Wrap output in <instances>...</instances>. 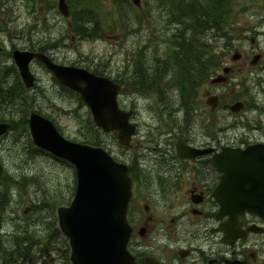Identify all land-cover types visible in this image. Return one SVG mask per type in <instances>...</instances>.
<instances>
[{
    "label": "flooded vegetation",
    "instance_id": "obj_1",
    "mask_svg": "<svg viewBox=\"0 0 264 264\" xmlns=\"http://www.w3.org/2000/svg\"><path fill=\"white\" fill-rule=\"evenodd\" d=\"M245 33L253 36L244 50L229 43L220 50L219 35L199 36L187 93L164 116L158 99L155 122L164 119L165 126L155 139V125L141 123L136 104L130 109L136 135L118 160L133 184L129 251L138 264H264V220L251 213L231 220L217 199L227 153L264 143V15ZM118 75L123 90L139 83L136 73ZM3 118L11 128L0 150L20 133L12 118ZM180 143L204 154L182 159ZM228 223L231 243L222 231Z\"/></svg>",
    "mask_w": 264,
    "mask_h": 264
},
{
    "label": "rangeland",
    "instance_id": "obj_2",
    "mask_svg": "<svg viewBox=\"0 0 264 264\" xmlns=\"http://www.w3.org/2000/svg\"><path fill=\"white\" fill-rule=\"evenodd\" d=\"M229 2L232 3L226 9L229 12L227 20L232 26L227 30L230 39L229 42L226 39L219 40L220 50L225 48L226 43L232 44L230 50H244L243 45L249 48L253 36L251 33L246 35L245 32L253 29L264 15V0ZM98 4L102 8L98 13V22L102 27L99 36L78 38L69 30L71 27H68V21L59 13L57 0H49L47 6L39 0H0V46L6 49L4 54H0V65H14L13 59L6 56V53L14 46L28 49L30 39L45 41L46 44L48 41L59 40V47L48 51L58 62L79 67H98L102 71L108 69L112 76L118 78V71L125 76L121 69L129 72V66L136 59L134 55L156 48L150 55L151 59L168 49V33L173 35L176 32L175 26L170 25L172 12L168 8L169 3L163 9L157 6L155 0H142V8L135 7L133 3L130 7H119L114 0H99ZM87 24L90 27L91 24ZM73 35L76 38L71 41ZM154 62L157 63V57ZM32 71L38 78L37 88L33 93L27 92V95L38 96L36 108L50 114L67 138L84 140L86 128L89 126V110L77 97L64 92L42 64L35 61ZM190 71L192 72L191 66ZM164 76L165 74L162 80H165L166 86L161 88L155 79L150 92L158 91L161 101L175 107L176 101L180 100V94ZM13 77L11 70L8 75L9 82H13ZM150 99L146 101L132 96L130 91L123 95V100L128 105L135 103L139 106L140 121H149L158 128L160 122H155L154 119L158 96L152 94ZM25 103L26 109L34 104L31 98ZM6 109L7 116L18 115L13 107ZM87 135L91 136V133L88 132ZM98 138L101 140V135ZM114 141L109 144L119 155L120 149ZM0 164L4 167V178L11 183L0 184V249L3 252L7 248L11 249L27 226L39 238H49L53 245L62 246V238L54 227L56 220H53V216L57 207L73 196L75 170L48 152L38 149L26 151L17 133L11 134L3 148L1 147ZM24 175L32 176L30 183L22 185L26 181L22 179L19 181L20 185L15 184L14 176ZM34 203L37 204L35 212L32 215L25 214V210ZM47 216L49 219L46 222ZM60 254L62 255L61 251ZM54 256L59 261L56 253ZM50 261L54 262L53 259Z\"/></svg>",
    "mask_w": 264,
    "mask_h": 264
},
{
    "label": "water",
    "instance_id": "obj_3",
    "mask_svg": "<svg viewBox=\"0 0 264 264\" xmlns=\"http://www.w3.org/2000/svg\"><path fill=\"white\" fill-rule=\"evenodd\" d=\"M134 3L140 5V0ZM58 9L64 17H70L67 0H58ZM34 58L62 84L81 94L100 128L120 131L122 143L130 142L134 128L127 122L130 114L125 115L118 107V86L88 77L85 70L57 65L46 55L16 50L14 59L27 87L34 85L30 71ZM30 125L37 146L70 160L78 169L76 197L69 208L59 210L60 227L70 239L73 264H134L127 251L130 229L126 214L131 187L126 168L115 164L102 149L66 141L53 123L39 115L32 114ZM198 153L191 149L190 157ZM225 171V179L232 186L228 194L234 200H222L223 208L231 206L238 215L251 212L264 218V145L231 153L230 169Z\"/></svg>",
    "mask_w": 264,
    "mask_h": 264
},
{
    "label": "trees",
    "instance_id": "obj_4",
    "mask_svg": "<svg viewBox=\"0 0 264 264\" xmlns=\"http://www.w3.org/2000/svg\"><path fill=\"white\" fill-rule=\"evenodd\" d=\"M157 2V6L161 9L164 8L165 2L168 3V8L177 15L176 20L189 18L195 21L201 20L204 26V29L212 28L217 21L223 18L224 9L227 6V3L230 0H155ZM45 6L48 5L49 0L42 1ZM115 4L119 7H130L132 0H114ZM68 3L72 10V19H73V29L72 32L76 34L78 38L83 37H97L102 30L101 24L98 22L99 20V12L102 11L101 6L98 4L99 0H68ZM200 12V15H199ZM181 13V14H180ZM182 14L184 16H182ZM187 14V15H186ZM91 24L90 27L87 24ZM177 33H175L176 35ZM185 41V40H184ZM59 40L56 42H47L40 40H32L30 39L28 49L32 51L38 52H46L47 50H51L59 45ZM188 45V44H187ZM187 45L182 46L181 49L189 50L190 47L185 48ZM180 49V50H181ZM195 50V48H194ZM183 58V57H182ZM14 71V69H13ZM15 83L11 88V92L6 93L5 89L2 88V99L3 102H8L11 100L15 102V98L17 94H22L24 92V86L20 82L18 76L14 72ZM25 95V92H24ZM23 95V97H24ZM21 124V129L23 130V126H25L24 130L27 129L28 118L22 119L19 121ZM94 126V125H93ZM96 131V130H95ZM87 143L99 145V142H95L94 138H87ZM68 261V257H67Z\"/></svg>",
    "mask_w": 264,
    "mask_h": 264
}]
</instances>
